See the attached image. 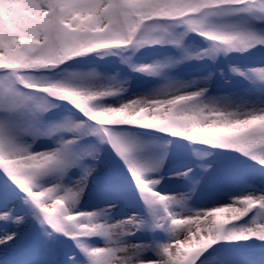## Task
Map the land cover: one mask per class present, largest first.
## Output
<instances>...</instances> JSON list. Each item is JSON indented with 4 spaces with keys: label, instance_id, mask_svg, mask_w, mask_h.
Here are the masks:
<instances>
[{
    "label": "snow or ice",
    "instance_id": "snow-or-ice-1",
    "mask_svg": "<svg viewBox=\"0 0 264 264\" xmlns=\"http://www.w3.org/2000/svg\"><path fill=\"white\" fill-rule=\"evenodd\" d=\"M11 246L12 264H264V0H0Z\"/></svg>",
    "mask_w": 264,
    "mask_h": 264
},
{
    "label": "rangeland",
    "instance_id": "rangeland-1",
    "mask_svg": "<svg viewBox=\"0 0 264 264\" xmlns=\"http://www.w3.org/2000/svg\"><path fill=\"white\" fill-rule=\"evenodd\" d=\"M233 62H240L244 63L242 59L236 58L233 60ZM223 64V61H221ZM225 71L227 69L225 68ZM235 81L233 80L231 83H227L226 81L222 80L219 76L216 77V84L221 85L225 88H230L235 85ZM96 192L94 189H87L85 192L83 203L87 206L90 203H103L102 201H98L96 199ZM130 200L129 201H121L115 210L117 218H122L124 216L132 214L134 211H139L138 207L130 206ZM139 236V234H137ZM65 251H70V245L64 246ZM15 253V247L11 246L9 248H0V264H12L13 256Z\"/></svg>",
    "mask_w": 264,
    "mask_h": 264
}]
</instances>
